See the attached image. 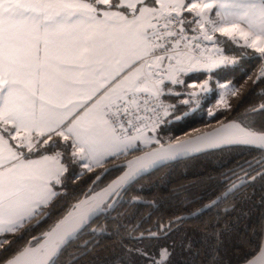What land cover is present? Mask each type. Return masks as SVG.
I'll return each mask as SVG.
<instances>
[{
    "label": "snow or ice",
    "instance_id": "snow-or-ice-1",
    "mask_svg": "<svg viewBox=\"0 0 264 264\" xmlns=\"http://www.w3.org/2000/svg\"><path fill=\"white\" fill-rule=\"evenodd\" d=\"M189 24L200 29L192 41L186 36ZM216 33L264 56V0H0V234L21 232L16 239H23V232L48 218L46 209L57 196L53 181L60 183L59 172L48 166L55 157L26 159L25 149L32 153L41 144L56 147L53 137L59 136L73 141L81 159L97 142L138 150L137 137L128 132L140 133L139 113L149 97L159 100L167 82L182 84L179 75L197 65L212 71L229 63L217 59L202 64L193 55L192 44L201 38L214 45L224 43ZM200 91H207L206 82ZM98 94L103 101L91 119L68 120L70 105L76 106L68 97L87 95L91 101ZM189 96L185 103H199L197 91ZM252 111H264V105ZM229 127L236 134L226 142L255 145L264 151V131L238 124ZM5 134L17 143L12 145ZM256 163L264 165V156ZM128 166L130 171L110 186L114 191H127L144 171L131 170V162ZM229 179L224 173L221 183ZM234 188L235 184L223 196ZM85 203L75 204L74 212L44 233L42 244L34 237L0 264H57L66 244L105 211L99 204L84 207ZM167 231L162 227L157 235L150 230L147 237L142 234L137 239H160ZM13 242L3 235L0 249L7 251ZM137 251L149 264H170L172 257L167 246L158 253Z\"/></svg>",
    "mask_w": 264,
    "mask_h": 264
},
{
    "label": "trees",
    "instance_id": "trees-1",
    "mask_svg": "<svg viewBox=\"0 0 264 264\" xmlns=\"http://www.w3.org/2000/svg\"><path fill=\"white\" fill-rule=\"evenodd\" d=\"M223 41L214 52L220 57L200 61L203 64L225 59L229 63L220 64L212 71L197 65L196 70L180 74L178 79L183 81L182 84L167 82L165 94L160 96L164 106L163 119L145 132L153 134L155 144L138 150H124L99 164L101 168L85 165L79 156L74 158L70 152L73 141H65L59 136L53 137L58 146L50 148L41 144L30 153V157L56 156L61 167L60 183H53L57 196L46 209L50 210L48 218L38 227L23 232V239H16L21 232L0 235L15 241L7 251L0 249V262L34 237L38 239L72 203L104 185L119 171L111 169L100 175L106 166L157 144L179 140L229 120L244 128L264 131V111H252L264 104V56L229 40ZM205 82L207 91H200ZM193 90L198 93L199 103H185L190 100L189 94ZM259 154L263 152L253 148L227 147L158 167L136 180L127 191L122 190L119 202L90 223L88 229L92 227L98 234L88 229L80 233L66 244L57 264H149L137 250L158 253L162 246L172 252L170 264L243 262L256 251L262 234L264 175L254 178L236 195L218 200L217 204L204 208L193 217L176 223L171 220L212 204L224 188L223 174L245 161L254 160ZM133 197L148 203L131 202ZM228 206L229 209L222 211ZM31 223L34 225L36 220ZM165 223H168V231L163 238H136L145 228L153 230ZM83 242L89 250L81 246Z\"/></svg>",
    "mask_w": 264,
    "mask_h": 264
},
{
    "label": "water",
    "instance_id": "water-1",
    "mask_svg": "<svg viewBox=\"0 0 264 264\" xmlns=\"http://www.w3.org/2000/svg\"><path fill=\"white\" fill-rule=\"evenodd\" d=\"M260 106L256 107L255 109H259ZM235 125H237V123H235L234 121H231V120L225 121V122L219 123V124H217L211 128H208L206 130L195 133L193 135L181 138L179 140L171 141V142L164 143V144H157V145L150 147L146 150H143V151L138 152L134 155H131L124 160H121L117 163H114V164H111L109 166L104 167L101 170L100 175L107 172L108 170H111V169H119V171L114 177H112L104 185H102L101 187H99L98 189H96L92 192H88L86 195L81 197L79 200L72 203L68 207V209L60 216V218L56 222H54V224L50 228H48L46 231H44L40 235V237L38 238L39 243H41V244L43 243V234L48 232L52 227H54L55 224L61 218L66 216L69 212H74L73 206L80 201H86L84 207H89V206H94L96 204H99L102 208L105 209V211L97 214V216L103 215L109 209H111V207L110 208L108 207L109 205H112V208H113V205H115L117 202H119V194L122 192V190H124L123 188H117L114 191L113 190L114 182L118 181L121 177H123L125 175L126 172L130 171V168L128 166L129 162H131V170H136L139 168L144 169V171L141 173V175L137 176L136 180H138L140 177L148 174L149 172L157 169L158 167H161L163 165H166V164H169V163H172L175 161L185 160V159H188L190 157H194L196 155H199V154H202L205 152H209V151H214V150L227 148V147H247V148H253V149H256L258 151H261L255 145H249V144H245V143H235V142L229 143V142H226L228 140H232L235 138V134H236L235 128L229 127V126H235ZM261 152L264 153V151H261ZM152 161H158V163H156L154 166L149 167V164ZM120 165H123V167H117ZM261 172H264V168L259 173H261ZM110 186H113V187H110ZM131 202H138L141 204L148 203L147 201H142L138 198H136L135 200H133V198H132ZM209 204H211V202ZM207 205L208 204H205V205L201 206L200 208L194 210L193 212H191L189 214L180 215L176 218H173L172 220H176V219L184 220V219L193 217L194 216L193 213L201 212L204 208H206ZM96 217H94L93 220ZM38 219H40V218H38ZM92 229L93 228H89L88 231L90 232V231H92ZM141 235L142 234L136 236V238H138ZM148 235H149V233L143 234V236H145V237H147ZM37 246H39V245H37ZM24 247H22L20 250H22ZM12 256H10V257H12ZM238 264H264V217H263L262 234H261L260 242H259V245H258L256 251L250 257H248L246 260H244L243 262H240Z\"/></svg>",
    "mask_w": 264,
    "mask_h": 264
},
{
    "label": "crops",
    "instance_id": "crops-1",
    "mask_svg": "<svg viewBox=\"0 0 264 264\" xmlns=\"http://www.w3.org/2000/svg\"><path fill=\"white\" fill-rule=\"evenodd\" d=\"M212 15L214 16V13ZM195 26H196V24H189V25H186V29L194 30ZM215 35L217 38H219L222 41L224 39L227 40L226 37H221L219 33H216ZM204 43H205V51H206V54L208 56L207 58H209L211 56L220 57V55H217L214 52H216V50H218V47H219L218 45H220L221 43L215 44V45L209 41H204ZM166 62L167 61H165L164 63L166 64ZM105 75H108V73L106 72ZM109 79H111V77H109ZM67 99H70L72 101V103L76 105L75 107H71V105H70V114L68 115V120H72L73 117H75L76 120H81L83 123L86 119H91L92 116L95 115V108L98 104H101V102L103 101V96H100L98 94V95L94 96L91 101H88L87 95H72V96L68 97ZM67 99L64 101L65 103H67ZM85 103H87V107H84ZM86 114H88V115L86 116ZM141 134H143V132H140L139 134L137 133V134H135V136L140 137ZM134 143L136 145H138L136 142H134ZM118 149L120 150L119 153L124 151L125 150L124 145L123 144H115V143L107 144V143H103V142H97V143L91 145V151H89L88 155H86V159H87V161H89L91 163L92 166L97 165V164H101L103 161L114 156V155H112V153H117ZM86 150H87V148H86ZM42 157L43 156L37 157V158H26V159L40 160ZM49 157H51V156H49ZM96 161H100V162L97 163ZM58 163L59 162H57V159H53V160L48 161V166L51 167V169L54 172L60 173V167H59ZM53 183H54V181H53Z\"/></svg>",
    "mask_w": 264,
    "mask_h": 264
},
{
    "label": "flooded vegetation",
    "instance_id": "flooded-vegetation-1",
    "mask_svg": "<svg viewBox=\"0 0 264 264\" xmlns=\"http://www.w3.org/2000/svg\"><path fill=\"white\" fill-rule=\"evenodd\" d=\"M262 156H264V153L257 155L256 158L254 160H252V161H245L241 165H238V166L234 167L228 173V176L230 177V179L227 181V183L222 184V187H224V188L221 191V194L219 195V197H221V199H224L225 197H223V195H222L223 192L226 189L230 188L233 184H235V185L237 184L236 188H234L232 190V192L229 193L227 196L236 195L237 193L240 192V188H242V187H244L246 185H250V183L253 181L254 178H256L259 175H261V173H264V172L259 173L261 170H263L264 165H258L256 163ZM250 165H251V167H250ZM117 170H119V169H117ZM222 180H223V178H222ZM213 199H215V198H213ZM217 202L215 204H217ZM229 207L230 206H228L227 208H223L222 211L229 209ZM103 215H99V216H103ZM182 215H184V214H182ZM99 216H97V217H99ZM176 217H178V216H176ZM176 217H174V218H176ZM179 220H181V219L171 220V223H176ZM162 227H167L168 228V223H165L164 225H159L156 229L151 230V232L157 233V235H159V234H161ZM90 228H92V227H90ZM92 231H93V229H92ZM149 231L150 230L148 228H145L143 233H138L136 236H138L140 234H148ZM95 234H98V231H95ZM84 244H85V242H83L81 244V246H83ZM87 249L89 250V247H87Z\"/></svg>",
    "mask_w": 264,
    "mask_h": 264
},
{
    "label": "built area",
    "instance_id": "built-area-1",
    "mask_svg": "<svg viewBox=\"0 0 264 264\" xmlns=\"http://www.w3.org/2000/svg\"><path fill=\"white\" fill-rule=\"evenodd\" d=\"M200 29L199 26L196 25L194 30H188L186 29V36H187V41H192V38L194 36L199 35ZM182 42L181 47H183ZM205 40L202 38L198 42H193L192 47H193V55L196 57V59L203 60L207 58V54L205 51ZM199 43V47L196 48L195 44ZM159 105L163 106L162 100L159 97V100H155L151 97H149V103L147 105H142L141 110H140V115L142 119L137 122V127L140 128V132H147L151 130L152 128L156 127L158 124L163 119V113H164V107H160ZM149 109H155V111H150ZM137 134L135 129H131L128 132L129 136H134Z\"/></svg>",
    "mask_w": 264,
    "mask_h": 264
},
{
    "label": "rangeland",
    "instance_id": "rangeland-1",
    "mask_svg": "<svg viewBox=\"0 0 264 264\" xmlns=\"http://www.w3.org/2000/svg\"><path fill=\"white\" fill-rule=\"evenodd\" d=\"M225 40V39H224ZM230 41V40H229ZM237 45V44H236ZM237 46H241V45H237ZM242 47V46H241ZM244 48H246V47H244ZM251 49V48H250ZM252 50H254V49H252ZM255 51V50H254ZM259 54V53H258ZM213 56H211V57H209V58H205L206 60H208V59H211ZM204 59V60H205ZM214 59H217V58H214ZM200 60V59H199ZM166 64H167V62H166ZM165 64V68H166V65ZM194 70H196V69H194ZM180 76V75H179ZM164 107V106H163ZM145 132H143V134H141V136L140 137H137V139L135 140V142L138 144V145H136V148H145V147H148V146H150V144H155L156 143V139H155V137L153 136V134L152 133H145ZM135 136V135H134ZM6 139H9V142L12 144V145H15L17 142L16 141H11L10 140V138H8V137H6ZM70 152H71V154L74 156V158H78V156H79V158H80V153H79V149L77 148V147H74L73 145H72V147H71V149H70ZM74 153L76 154V155H74ZM29 154L30 153H28L27 152V150L25 149L24 150V155H25V158H37V157H30L29 156ZM45 156V155H44ZM47 156H51V155H47ZM41 157V156H40ZM51 157H55V159H56V156H51ZM79 160V159H78ZM80 160L82 161V162H84V164L85 165H88L89 167H91L92 165H91V163L89 162V161H87V159H86V156L83 158V159H81L80 158ZM59 164V163H58ZM93 166H98V168H101L102 166H99V164H97V165H93ZM59 167H60V165H59ZM60 172H61V167H60ZM61 173H59V175H60ZM55 182V181H54ZM1 235V234H0Z\"/></svg>",
    "mask_w": 264,
    "mask_h": 264
}]
</instances>
